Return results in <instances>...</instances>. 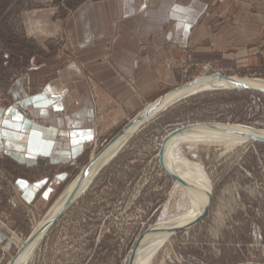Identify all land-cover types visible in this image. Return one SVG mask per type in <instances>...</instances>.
I'll list each match as a JSON object with an SVG mask.
<instances>
[{
  "label": "rangeland",
  "instance_id": "rangeland-1",
  "mask_svg": "<svg viewBox=\"0 0 264 264\" xmlns=\"http://www.w3.org/2000/svg\"><path fill=\"white\" fill-rule=\"evenodd\" d=\"M82 1L70 0L73 6ZM209 2L202 19L210 22L206 25L210 38L200 40L199 50L192 49L199 53L186 56L184 68L179 70L184 82L160 97L215 72L264 81V0ZM31 4V0H0V88L4 94L18 75L32 73L33 58L47 66L53 63L48 56L39 55L26 38L23 13ZM57 37L59 43L62 37ZM53 52L56 58L60 56L59 51ZM130 120L104 140L98 138L87 145L85 155L67 168L69 177L41 213L17 205L8 185H2L0 264H8L16 256L84 168ZM209 123L264 131V94L220 88L175 99L110 149L88 187L24 264H128L141 235L182 216L190 207L187 194L162 168L159 153L164 139L183 127ZM198 144L183 143L177 153L200 166L209 180L210 214L193 229L170 235L151 263L146 258L141 264H264V143L245 141L233 148L224 142ZM10 167L7 175L12 177L18 173L32 178L44 172Z\"/></svg>",
  "mask_w": 264,
  "mask_h": 264
},
{
  "label": "crops",
  "instance_id": "crops-1",
  "mask_svg": "<svg viewBox=\"0 0 264 264\" xmlns=\"http://www.w3.org/2000/svg\"><path fill=\"white\" fill-rule=\"evenodd\" d=\"M31 1L26 38L53 63L33 58L32 73L0 88V194L6 184L13 202L41 213L87 145L184 82L186 56L210 38V0ZM8 167L44 172L12 177Z\"/></svg>",
  "mask_w": 264,
  "mask_h": 264
},
{
  "label": "bare ground",
  "instance_id": "bare-ground-1",
  "mask_svg": "<svg viewBox=\"0 0 264 264\" xmlns=\"http://www.w3.org/2000/svg\"><path fill=\"white\" fill-rule=\"evenodd\" d=\"M247 85H251L258 89L264 90V81L261 80H245L242 79ZM212 84V83H211ZM202 83L195 86L189 91H179L173 94L169 100H167L160 109L165 108L169 103L173 102L175 99L180 98L183 95L190 93H195L199 91H204L207 89H213L216 86L221 88H234L239 86L236 83H229L224 80H217L213 84ZM159 111V109L157 110ZM157 113V112H155ZM137 128V127H136ZM134 128L129 132L125 137H129L130 134L136 129ZM246 135L264 137V131L255 130L252 128H246L242 126H224L221 125L218 128H211L208 126H199L185 130L182 134L176 135L168 141L164 151V164L166 169L173 175L178 176L184 183L181 184L177 181V186L184 191L190 201L189 210L184 213L182 216L177 217L174 220H168L167 222H162V225H159L157 228H153L151 233L144 235L142 238L138 252L136 255L135 264H141L142 260L149 259L148 262L151 263V260L157 253L160 245L165 242L164 240L168 238L171 234L165 232L170 230L173 225L177 227L187 226L203 216L207 207L211 202V186L209 180L207 179L204 171L198 165L188 162L183 156L177 153L179 145L183 143L198 144V143H217L224 142L227 144L228 148H233L237 145L243 144L246 141ZM123 137L119 142L123 141ZM246 137V138H245ZM221 144V143H219ZM114 145V146H115ZM199 145V144H198ZM107 155H110V150L102 157L98 162H95L89 170L88 177L82 183L81 189L78 193L77 198L84 192L88 187L92 178L95 176L102 163L106 160ZM79 179L72 184L68 190L65 192L61 200L52 208L47 218L36 228L34 233H37L40 229H44L52 221L53 217L60 209L62 203L67 199V197L74 191L76 186L79 184ZM177 187V188H178ZM177 194V193H176ZM176 196V195H175ZM76 198V199H77ZM186 199V198H185ZM188 200V199H187ZM170 210V209H169ZM176 217V216H175ZM174 217V218H175ZM169 219V218H167ZM44 234H41L34 243H32L23 253V255L14 263V264H24L28 257L33 253L36 246L42 240ZM28 241V240H27ZM24 243V245L27 243ZM23 245V247H24ZM22 247V246H21ZM23 247L21 249H23Z\"/></svg>",
  "mask_w": 264,
  "mask_h": 264
},
{
  "label": "water",
  "instance_id": "water-1",
  "mask_svg": "<svg viewBox=\"0 0 264 264\" xmlns=\"http://www.w3.org/2000/svg\"><path fill=\"white\" fill-rule=\"evenodd\" d=\"M217 80H224L227 81L229 83H236L239 86L234 87V89H238V90H246V91H253V92H259L264 94V90L263 89H258L255 88L251 85H247L246 83H244L242 81V78H238V77H233V76H229L225 73H221V72H215L212 75L202 78V79H198L195 80L193 82H190L184 86H181L179 88H177L176 90L168 93L167 95H164L162 97H160L156 102L148 105L146 108H144L140 113H138L134 118H132L127 125L121 130L119 131L108 143L107 145L98 153L97 156H95L90 163L84 168V170L82 171V173L80 174L79 177V184L76 186V188L74 189V191L67 197V199L62 203L60 209H58L57 213L55 214V216L53 217L52 221L49 223V225L47 227H45L44 229H40L37 233H33L27 243L24 245L23 249H20L18 251V253L16 254V256L10 260L8 262V264H14L24 253V251L32 244L34 243L36 240H38L39 236L41 234H44L43 237L46 236V234H48V232L50 231V229L55 225V223L58 221V219L61 217V215L69 208V206L76 200L78 193L81 189L82 183L84 182V180L88 177L89 174V170L92 167V165L95 162H98L100 160V158H102L118 141H120L123 137H125L126 135L129 134V132L131 130H133L134 128H136V130H138L140 128V126H142L148 119H150L152 116H154V114H156L155 112H159L160 107L167 101L169 100V98L175 94L176 92L179 91H189L190 89L194 88L197 85L200 84H204V83H208V84H213V82L217 81ZM211 84V85H212ZM215 86H213V89H220L221 87L216 86V84H214ZM184 96V95H183ZM182 96V97H183ZM174 102V101H173ZM171 102V103H173ZM171 103H169L168 105H170ZM167 105V106H168ZM166 106V107H167ZM159 109V111H157ZM153 114V115H152ZM222 124H215V123H209V124H195V125H190L187 127H183L181 129H178L176 131H174L173 133H171L170 135H168L161 146V150H160V160H161V165L162 168L164 170V172L171 178H173L174 180L180 182L181 184L185 183L176 175L171 174L165 167L164 164V151H165V147L166 144L168 143V141H170V139L176 135L182 134L183 132H185V130L190 129V128H194V127H199V126H208L211 128H218L219 126H221ZM224 126H230V125H224ZM246 128H250V127H246ZM247 137V138H246ZM246 141L247 142H256V143H264V137H256V136H249L246 135ZM211 206H212V198H211V202L210 205L207 207L205 213L203 214V216L201 218H199L197 221L187 225V226H183V227H177L176 225L168 230L165 231L169 234H176L178 232H183V231H189L191 229H193L194 227L198 226L199 224H201L202 222H204L208 215L210 214V210H211ZM154 227L148 229L143 235H141L139 237V239L136 241L130 256H129V263L128 264H135V260H136V255L138 252V248L140 245V242L142 240V238L144 237V235L146 234H150L151 231L153 230ZM42 237V238H43ZM44 239V238H43ZM42 239V241H43ZM41 241V242H42ZM241 264H263V263H252V262H247V263H241Z\"/></svg>",
  "mask_w": 264,
  "mask_h": 264
},
{
  "label": "snow or ice",
  "instance_id": "snow-or-ice-1",
  "mask_svg": "<svg viewBox=\"0 0 264 264\" xmlns=\"http://www.w3.org/2000/svg\"><path fill=\"white\" fill-rule=\"evenodd\" d=\"M17 119H19V117H17ZM75 142V141H74ZM21 183H23V182H21Z\"/></svg>",
  "mask_w": 264,
  "mask_h": 264
}]
</instances>
